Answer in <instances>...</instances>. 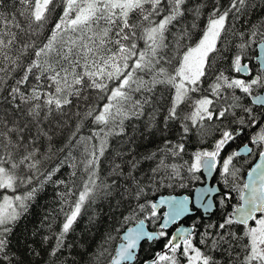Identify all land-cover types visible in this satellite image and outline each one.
I'll use <instances>...</instances> for the list:
<instances>
[{"label":"snow or ice","instance_id":"6c2138e0","mask_svg":"<svg viewBox=\"0 0 264 264\" xmlns=\"http://www.w3.org/2000/svg\"><path fill=\"white\" fill-rule=\"evenodd\" d=\"M29 216L45 264H264V0H0V264Z\"/></svg>","mask_w":264,"mask_h":264},{"label":"trees","instance_id":"16d2710c","mask_svg":"<svg viewBox=\"0 0 264 264\" xmlns=\"http://www.w3.org/2000/svg\"><path fill=\"white\" fill-rule=\"evenodd\" d=\"M59 15V10L57 12L53 13L52 16H50L49 21H48V26L47 28H50L51 26L54 25L55 21L58 19ZM47 30V29H46ZM210 82V81H209ZM207 84H204L203 87H206ZM198 95V94H197ZM83 135L88 134V129H84L82 132ZM194 146L198 147V143L195 141V139L190 143L188 152L189 154L194 150ZM154 144L148 143L147 140L143 142V146L139 149V152L141 154H144L148 151L153 150ZM187 158V157H186ZM108 164L107 160L102 159V169L106 168ZM147 167V165H145ZM245 171L247 170V167L244 169ZM199 184H194L193 187L197 186ZM62 187L56 188L55 185H50L47 188L46 194L44 198L41 200V204H48L49 208H40L38 211L40 212L41 215H43L44 212L49 211L52 207H58L54 201L57 198V195L60 191H62ZM177 192L180 193V190L177 189ZM168 194V193H165ZM184 194V193H180ZM238 202V197L233 194V199L230 201L231 204H235ZM230 210V209H229ZM87 223V216L85 215L79 224V227H77L76 231L69 237V242H75L77 245L76 252L83 251V248L79 247V245L82 243V229L84 231H87L85 228V225ZM39 226V220L35 217L29 216L27 219L22 220L15 232V236L12 239V245L14 248H19L21 251L25 249V245H27L28 248L35 249L37 252H41L40 256H33L31 252H25V255L27 257L25 264H45V261L47 260L46 256V251L48 250V245H44L41 243L43 239V234L41 235H33L32 233L35 231V228ZM19 238V245L16 243V239ZM26 238V239H25ZM149 247H154L157 249V244L155 245H149L147 243L144 244L143 248L140 251V257H143L145 252L148 250ZM76 252H73L72 255L79 259V257L76 255ZM83 264V262H81Z\"/></svg>","mask_w":264,"mask_h":264},{"label":"flooded vegetation","instance_id":"af4514ba","mask_svg":"<svg viewBox=\"0 0 264 264\" xmlns=\"http://www.w3.org/2000/svg\"><path fill=\"white\" fill-rule=\"evenodd\" d=\"M246 142V137L245 136H241L235 143H233L230 147H229V149H228V151H232V150H234V149H237L238 147H242L243 146V144ZM238 159H240L241 160V162L243 163V161L245 160V159H247V160H251L252 158H249V157H241V158H238ZM247 171V170H246ZM212 183L213 184H215L216 183V180L215 179H212ZM198 186V185H197ZM196 187V186H195ZM194 219H196V217L195 216H193V217H189V218H187L185 221H184V223L185 224H191V222H192V220H194ZM162 243L163 242H161L160 244H157V247L158 248H160V247H162ZM157 248V249H158Z\"/></svg>","mask_w":264,"mask_h":264},{"label":"water","instance_id":"95a60500","mask_svg":"<svg viewBox=\"0 0 264 264\" xmlns=\"http://www.w3.org/2000/svg\"><path fill=\"white\" fill-rule=\"evenodd\" d=\"M207 182H210L212 183V178H208V181ZM199 186V185H198Z\"/></svg>","mask_w":264,"mask_h":264}]
</instances>
